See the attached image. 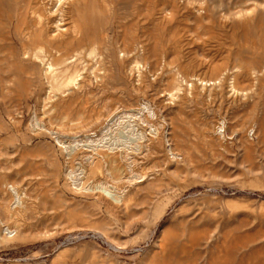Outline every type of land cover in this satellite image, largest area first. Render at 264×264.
I'll return each mask as SVG.
<instances>
[{"label": "rangeland", "instance_id": "374dc122", "mask_svg": "<svg viewBox=\"0 0 264 264\" xmlns=\"http://www.w3.org/2000/svg\"><path fill=\"white\" fill-rule=\"evenodd\" d=\"M52 2L0 0V264H264V0Z\"/></svg>", "mask_w": 264, "mask_h": 264}, {"label": "bare ground", "instance_id": "6f19581e", "mask_svg": "<svg viewBox=\"0 0 264 264\" xmlns=\"http://www.w3.org/2000/svg\"><path fill=\"white\" fill-rule=\"evenodd\" d=\"M42 0H38V2H41ZM50 1L52 2V0H46V2H49L50 3ZM59 1V0H58ZM67 1V0H66ZM70 2V1H69ZM53 3V2H52ZM61 3V2H60ZM66 3V2H65ZM47 4V3H46ZM63 4V3H62ZM61 6V5H60ZM57 9V8H56ZM58 12V11H57ZM51 14V13H50ZM55 14V13H54ZM57 18V17H56ZM60 18V17H59ZM55 21V20H54ZM58 23V22H57ZM25 27V26H24ZM31 27V26H30ZM66 27V26H65ZM69 29V28H68ZM37 30V29H36ZM45 31V33H44V35H42L41 36V41H40V44H41V46L40 47H38V48H34L33 50H32V53H30L31 55H30V58L31 57H34V58H42V57H47V59H48V66H49V79H50V82H51V85L52 86H54V87H56L57 89H61V88H65V87H67L68 86V84L69 83H74L75 81H78L77 79H76V76L74 77V75H70V76H68L67 74H64V72H63V69H60V68H58V66H61V65H63L64 67L66 66V68L67 67H74L75 65H73V64H68V59H70V57H67V55L66 54H64L63 53V51H61L62 50V48H63V50H64V48L66 47H64L63 46V42H65V41H67L68 39H69V37H67V40H66V38H65V40L63 39V38H61V35L60 34H58V32L56 33V32H54L53 30H51V31H49V30H44ZM36 32H41V31H39V30H37ZM32 33H34V31L32 32ZM67 33V32H66ZM78 33V32H77ZM28 34V33H27ZM34 35V34H33ZM33 35H32V38H34L33 37ZM30 37V32H29V35H27L26 36V39H27V42H28V39H29V37ZM75 38V37H74ZM73 38V39H74ZM70 39H72V38H70ZM69 39V40H70ZM30 40H31V38H30ZM29 40V41H30ZM34 39H32V41H33ZM75 40V39H74ZM84 40V39H83ZM72 41V40H71ZM86 42V41H85ZM63 43V44H62ZM68 43H69V41H68ZM68 43L66 44V45H68ZM71 43V42H70ZM22 44V43H21ZM28 44H29V42H28ZM33 44V43H32ZM60 44H62V48L59 50L58 49V46L60 45ZM71 44H73V43H71ZM29 45H31V43L29 44ZM84 45V44H83ZM21 46V45H20ZM94 46V45H93ZM29 47V46H28ZM59 47H61V46H59ZM95 49V48H94ZM97 49V48H96ZM87 50V49H86ZM90 51V50H89ZM89 51H87L88 52V54H89ZM97 52V51H96ZM80 53H82V52H80ZM98 53V52H97ZM79 54V53H78ZM86 54V53H85ZM90 55V54H89ZM92 55H93V53H92ZM91 55V56H92ZM98 55V54H97ZM84 56V55H83ZM86 57H87V55H85ZM95 56V55H94ZM90 56H88V58H89ZM97 57V56H96ZM44 59V58H43ZM79 59H81V58H79ZM83 59H84V57H83ZM57 66V67H56ZM88 66V65H87ZM174 66V65H173ZM89 68H90V66H89ZM77 69V68H76ZM143 76V75H142ZM83 77V79L82 80H80L79 82H78V84L77 85H79V90H80V88H81V91L83 90L84 91V94L87 92L88 94H90L91 95V99L96 103H98V102H100V100H101V96H102V94L104 93H102L101 95L100 94H94L93 92L91 93V91H90V89L92 88H90L89 89V87L88 86H90L89 85V83H87L86 81H85V78H84V76H82ZM87 77H88V75H87ZM103 77V76H102ZM105 77V76H104ZM101 78V77H100ZM87 79V78H86ZM89 79V78H88ZM104 79V78H103ZM217 79V78H216ZM90 80V79H89ZM102 80V79H101ZM197 80H198V78H197ZM206 80H207V78H206ZM213 80V79H212ZM105 81V80H104ZM103 80L100 82V79H99V82L100 83H102V82H104ZM202 81H203V79H202ZM214 81V80H213ZM200 82V81H199ZM207 82H212L211 80L210 81H207ZM95 83V82H94ZM187 83H189V82H187ZM103 84V83H102ZM133 84V83H132ZM193 84V83H192ZM223 84V83H222ZM154 85V84H153ZM207 85V84H206ZM72 86V85H71ZM91 86H92V84H91ZM103 86V85H102ZM106 86V85H105ZM109 86V85H108ZM133 86V85H132ZM196 86H197V83H196ZM195 86V87H196ZM203 86V85H202ZM96 87V86H95ZM100 87H101V85H100ZM72 88V87H71ZM104 88V87H103ZM191 88H192V86H191ZM66 89V88H65ZM77 89V88H76ZM223 89V88H222ZM221 89V90H222ZM38 90V89H37ZM68 90V89H67ZM71 90V89H70ZM78 90V91H79ZM87 90V91H86ZM92 90V89H91ZM98 90H99V88H98ZM103 90V89H102ZM141 90V89H140ZM207 90V89H206ZM86 91V92H85ZM217 91V90H216ZM72 92H73V90H72ZM98 93H100L99 91H97ZM137 92V91H136ZM79 93H80V91H79ZM79 93H78V96H79ZM208 93V92H207ZM76 94V93H75ZM74 94V95H75ZM81 94V93H80ZM93 94V95H92ZM46 95V94H45ZM70 95V94H69ZM87 95V94H86ZM224 95V94H223ZM222 95V96H223ZM41 96V95H40ZM67 96V95H66ZM75 96H77V95H75ZM75 96H73V97H75ZM194 96V95H193ZM70 97H72V95L70 96ZM72 97V98H73ZM80 97V96H79ZM87 97V96H86ZM192 97V96H191ZM36 98V97H35ZM59 98V97H58ZM110 98V97H109ZM196 98V97H195ZM214 98V97H213ZM86 99V98H85ZM186 99V98H185ZM234 99V98H233ZM236 99V98H235ZM68 100V99H67ZM103 100H104V98H103ZM188 100V99H187ZM102 101V100H101ZM182 101V100H181ZM55 102V101H54ZM57 102H59V101H57ZM77 103V102H76ZM205 103V102H204ZM211 103H212V101H211ZM58 104V103H57ZM97 105V104H96ZM205 105V104H204ZM77 105H75V107H76ZM79 106H82V105H79ZM147 106V105H146ZM73 107V106H72ZM72 107H71V109H72ZM148 107V106H147ZM74 108V107H73ZM79 108V107H78ZM78 108H74L75 110H77V111H79L78 110ZM83 108V107H82ZM55 109H57V108H55ZM145 109V108H144ZM70 110V109H69ZM81 110V109H80ZM76 111V112H77ZM83 111V110H82ZM86 111V110H85ZM85 111H83V112H85ZM59 112V111H58ZM70 112V111H69ZM69 112H67V113H69ZM76 112L75 111H73V113H75L76 114ZM80 112V111H79ZM140 112V111H139ZM66 113V114H67ZM105 113V112H104ZM47 114V113H46ZM62 114H64V113H62ZM66 114H64V115H66ZM71 114H72V112H71ZM83 114V113H82ZM68 115V114H67ZM66 115V116H67ZM74 115V114H73ZM105 115V114H104ZM60 116V115H59ZM125 116V115H124ZM69 117V116H68ZM70 117H72L71 115H70ZM101 117V116H100ZM130 117V116H129ZM165 117V116H164ZM65 118V117H64ZM38 119V118H37ZM66 119V118H65ZM57 120V119H56ZM42 121V120H41ZM71 121V120H70ZM39 122V121H38ZM83 123V122H82ZM38 124V123H37ZM45 124V123H44ZM43 125V124H42ZM48 125V124H47ZM84 125V124H83ZM119 125H121V124H119ZM124 125V124H123ZM123 125H121L122 126V130H125L126 131V134L125 135H123V134H121L120 132L121 131H119V132H117V131H115V135L113 136L112 134H113V132H112V134H110V132L107 134V133H105V134H103V137H105V136H109V135H112L113 136V139H122V140H124V139H126V141L127 142H125V143H127L128 144V141L130 140V138H128L130 135H134L136 132H134L133 131V129L131 128V129H127L128 128V126H123ZM126 125V124H125ZM214 125V124H213ZM41 126V125H40ZM117 126V125H116ZM136 126V125H135ZM46 127V126H45ZM83 127V126H82ZM86 127V126H85ZM120 127V126H119ZM57 128V127H56ZM212 128H214V127H212ZM72 129V128H71ZM79 130V129H78ZM111 130V129H110ZM116 130V129H115ZM64 131V130H63ZM108 131H109V129H108ZM112 131V130H111ZM136 131V130H135ZM139 131V130H138ZM137 131V132H138ZM86 132H87V130H86ZM142 132V131H141ZM60 133V132H59ZM68 133V132H67ZM125 133V132H124ZM67 135V134H66ZM77 135V134H76ZM98 136V135H97ZM85 137V136H84ZM134 137V136H133ZM88 138V137H87ZM108 138V137H107ZM107 138H106V140H107ZM132 138V137H131ZM77 139V138H76ZM104 140H105V138H103ZM109 140H110V138H108ZM100 140H101V138H100ZM103 140V141H104ZM122 140H121V142H122ZM137 140V139H136ZM98 141V140H97ZM113 141V140H112ZM91 142V141H90ZM99 142V141H98ZM105 142V141H104ZM134 142H135V140H134ZM133 142V143H134ZM124 143V142H123ZM115 144H116V141H115ZM122 144V143H121ZM70 145V144H69ZM119 145H120V143H119ZM130 145H132L131 143H130ZM117 146V145H116ZM119 147V146H118ZM122 147V146H121ZM120 147V148H121ZM126 147V146H125ZM69 148V147H68ZM116 148V147H115ZM129 149V148H128ZM121 150V149H120ZM125 150V149H124ZM71 151V150H70ZM67 152V151H66ZM123 153V152H122ZM175 153V152H174ZM121 155V154H120ZM126 158V157H125ZM123 160V159H122ZM128 174V173H127ZM71 175V174H70ZM109 176V175H108ZM81 179V178H80ZM112 179V178H111ZM97 184V183H96ZM105 184V183H104ZM103 184V185H104ZM108 184V183H107ZM113 186V185H112ZM17 187V186H16ZM12 188V187H11ZM93 190H96V191H98V192H100L101 194V197H103V198H106V199H110V200H116V199H119L120 198V196H114L113 194H112V191L113 190H110V188L109 189H101L100 188V185L99 184H97V186H95V187H93L92 188ZM92 189H90V190H92ZM12 190V189H11ZM18 199V198H17ZM13 215V214H12ZM1 224V223H0ZM18 225V224H17ZM13 231L11 230L10 231V229L8 228V227H5V228H3V227H0V240H12L13 238H15V237H17L19 234H20V232L19 231H16L15 230V233H14V235H12L11 233H12Z\"/></svg>", "mask_w": 264, "mask_h": 264}]
</instances>
